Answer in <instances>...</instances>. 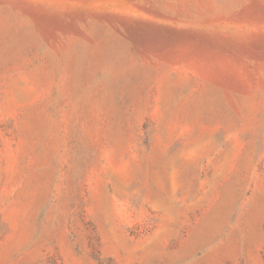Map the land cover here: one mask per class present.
<instances>
[{
    "label": "rangeland",
    "instance_id": "obj_1",
    "mask_svg": "<svg viewBox=\"0 0 264 264\" xmlns=\"http://www.w3.org/2000/svg\"><path fill=\"white\" fill-rule=\"evenodd\" d=\"M0 264H264V0H0Z\"/></svg>",
    "mask_w": 264,
    "mask_h": 264
}]
</instances>
